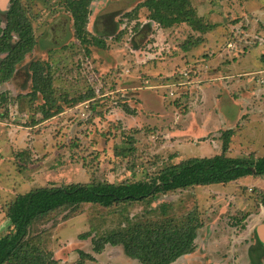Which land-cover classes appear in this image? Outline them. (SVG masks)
Here are the masks:
<instances>
[{
	"label": "rangeland",
	"instance_id": "rangeland-1",
	"mask_svg": "<svg viewBox=\"0 0 264 264\" xmlns=\"http://www.w3.org/2000/svg\"><path fill=\"white\" fill-rule=\"evenodd\" d=\"M144 1L92 0L87 37L102 38L101 48L76 38L68 0H20L35 46L0 81V237L12 229L7 208L18 194L147 179L189 157L221 153L227 129V157L264 156V0H187L206 30L162 28ZM8 4L0 0V11ZM33 61L51 76L47 119L42 96H26ZM254 189L264 190V177L109 208L81 204L35 221L25 243L48 264H140L120 245L94 252L92 237L126 221L191 216L201 224L196 249L173 264H264V207Z\"/></svg>",
	"mask_w": 264,
	"mask_h": 264
},
{
	"label": "trees",
	"instance_id": "trees-1",
	"mask_svg": "<svg viewBox=\"0 0 264 264\" xmlns=\"http://www.w3.org/2000/svg\"><path fill=\"white\" fill-rule=\"evenodd\" d=\"M179 0H145L140 3L149 11L148 19L162 28L187 23L196 30H206L194 8ZM92 0H68L76 15V38L84 44L104 48L102 38L88 36L87 24ZM3 12V13H1ZM212 27V26H211ZM35 46L30 19L20 0H9L8 7L0 11V81H9L26 54ZM31 91L26 96L35 99L41 95L43 118L53 114L45 107L52 99L51 76L44 62L33 61L29 65ZM127 112L132 114L131 110ZM231 129L223 133L221 153L211 156L189 157L176 167H167L154 176L137 181L119 183H72L61 186H45L18 194L7 208V218L12 226L9 233L0 237V264H48L33 248L25 243L31 225L52 212L69 209L81 204L99 205L105 208L154 200L160 194L212 184L227 185L246 176L264 177V156L227 157ZM256 205L264 207V190H253ZM201 224L188 216L186 221L164 218L161 221H126L125 225L96 239L92 237V250L100 253L105 245H120L125 255L140 264H173L196 249L195 240ZM89 233L82 238H88ZM84 259L93 256L80 252ZM252 256V254H251ZM56 261V260H55Z\"/></svg>",
	"mask_w": 264,
	"mask_h": 264
}]
</instances>
